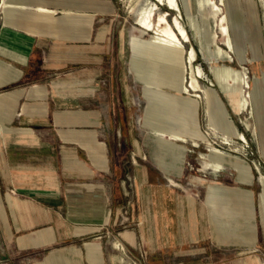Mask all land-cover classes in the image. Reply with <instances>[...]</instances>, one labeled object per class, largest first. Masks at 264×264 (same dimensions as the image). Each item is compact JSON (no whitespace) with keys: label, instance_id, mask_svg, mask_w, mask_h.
Returning a JSON list of instances; mask_svg holds the SVG:
<instances>
[{"label":"crops","instance_id":"0c3cea01","mask_svg":"<svg viewBox=\"0 0 264 264\" xmlns=\"http://www.w3.org/2000/svg\"><path fill=\"white\" fill-rule=\"evenodd\" d=\"M48 1L20 0L22 8L0 13V87L12 84L0 91L11 97L0 107L10 118L5 130L13 128L0 130V254L6 261L0 264H262L256 254L226 255L233 243L225 236L213 249L203 206L165 185L157 172L137 186L130 218L139 227L118 230L124 199L115 177L121 166L102 135L111 99H104L108 89L101 84L114 3ZM41 9L54 14L61 9L67 20ZM153 134L163 150L159 165L166 172L175 169L176 143L161 137L164 132ZM167 151L173 163L165 161ZM225 193L209 187L208 204L215 208ZM244 204L252 217V200ZM104 230L112 235L118 230L117 241ZM249 231L245 240L253 239ZM138 234L146 244L145 259L137 250ZM195 249L206 255L195 258L190 252ZM183 252L187 256L179 259ZM217 253L224 256L215 258Z\"/></svg>","mask_w":264,"mask_h":264},{"label":"rangeland","instance_id":"374dc122","mask_svg":"<svg viewBox=\"0 0 264 264\" xmlns=\"http://www.w3.org/2000/svg\"><path fill=\"white\" fill-rule=\"evenodd\" d=\"M111 1L115 8L114 25L106 59L101 63V84L108 89L103 97L105 96L106 101H111L105 104L109 120L102 135L111 141L112 155L121 166V173L115 177L124 199L118 230L139 227L140 222L130 218L131 208L138 198L137 186L141 180L148 179L157 172L155 174H158L165 185L178 189L203 206L212 232L213 249L217 248V244L220 246L216 241L225 236L226 243H233L232 254L228 252L226 255H236L238 252H242V256L256 254L264 264V97H259L257 105L254 104L253 98L255 89L258 93L264 92V0H224L225 4L220 6L221 11L215 17L210 14V5L203 4L206 0H176L181 11L180 19L188 34V41L183 43V61L187 67L184 68L183 84L188 86L192 81L191 76L195 77L197 91H190V94L196 93L200 96L194 97L197 104L195 115L183 106L184 101L193 97L177 91L172 86L174 81L163 70L164 64L153 57V60L149 56L141 57L142 65L144 63L145 70L151 69L149 73L155 81L153 98L163 97L167 100L162 104L161 110L171 116L168 125L175 133L171 138L161 136L176 143L179 156L175 163L176 168L168 172L159 165L163 150L143 119L146 105L152 107L156 100L144 96L143 84L131 70V34L133 28L138 26V18L151 7L153 23L156 22L158 14L163 12H167V19L171 22L177 12L166 6V0L157 6L155 0ZM211 1L215 4L221 3L220 0ZM48 3L52 4V1L49 0ZM60 10L58 9L57 13H60ZM235 11L240 13L243 21L236 26L230 23ZM203 13L207 14L206 20ZM56 14L52 15L54 19L60 22L67 20L65 15ZM223 14L227 15L229 36L234 48L230 54L224 53L225 45L221 41L222 35L217 26ZM79 17L74 16L76 19ZM2 20L3 16L0 14V27ZM150 35L152 32L140 36L139 40H148ZM191 48L196 53L192 66L187 62V52ZM149 61L154 63L146 64ZM226 66L240 70L243 76L247 77L244 79L241 93V97L247 100L244 109H240L226 93L219 91L221 83L218 79L216 81L212 71L214 68ZM245 85L249 87L245 88ZM10 87L12 84L0 87V91ZM208 90L215 91L216 95H208ZM10 98L9 95L0 93L2 105L11 101ZM170 101L175 103L173 107H169ZM222 105L232 123L227 119ZM5 110L0 107V118L9 120ZM12 130L11 127L2 131ZM133 138L143 158L140 153L136 154ZM165 161L173 163L171 151L165 152ZM168 177L191 193L172 185ZM213 185L224 188L226 192L216 200L215 208L207 202L209 187ZM250 200L253 216L248 218L244 203ZM250 229L253 239L245 240L244 238L251 234ZM118 230L113 234L116 237ZM104 231L107 239L113 240L112 233ZM144 244V239L138 234L137 250L139 256L145 259L147 253ZM190 252H193L195 258L206 255L199 253L197 249ZM178 256L179 259H184L183 256H187V253H179ZM214 256L217 258L224 254L217 253ZM4 262L5 258L0 254V263Z\"/></svg>","mask_w":264,"mask_h":264},{"label":"bare ground","instance_id":"6f19581e","mask_svg":"<svg viewBox=\"0 0 264 264\" xmlns=\"http://www.w3.org/2000/svg\"><path fill=\"white\" fill-rule=\"evenodd\" d=\"M163 2L164 0H155V5H162ZM220 2V4H215L211 0H206L203 1V4L210 5V14L212 15V17H215L221 11L220 6L225 4L224 0H220ZM22 6L23 5L20 0L1 1V8L5 15L11 13L12 10L16 8H22ZM166 6L170 10L177 12V15L173 17L171 22H169L167 19V12H163L158 14L156 22L153 23L151 21V12L153 10V7H151L149 11L143 13L138 18L137 24L139 27H134L131 34V46L133 49V54L130 60V67L136 79L143 84L144 96L150 100H156V103H153L152 107L149 106L145 112V115L143 117L145 125L156 135H159V132H164L166 134V138H169L175 134L172 127L168 125V123H170L169 121H171V116L163 113L161 110L162 104L166 103L167 100L163 97L161 99L153 98L152 94L154 92L153 87L155 81L151 78V75L149 73L151 69L145 70L144 63L142 65L143 60H140L141 57L149 56L151 60L155 58L156 61L162 62L164 64L163 70L166 71L169 74L171 80L174 81L172 82V86H174L177 91L190 94V91H197V86L194 83L195 77L192 76V81L188 86L183 84L184 68L187 69L186 62L183 61V54L185 53L183 43L188 41V34L184 24L180 19L181 11L179 5L176 0H166ZM41 11L48 14H54V11L51 10L41 9ZM203 18L206 20L207 14L203 13ZM5 22L9 23V20H6ZM242 22L243 21L242 17L240 16V13L235 11L232 14V19L230 23L236 26ZM217 26L222 35L221 41L223 45H225L224 53L230 54L229 52L234 51V48L229 36V24L226 14L222 15ZM149 32H152V35H150V39L145 41L139 40L140 36L146 35ZM187 56V62L188 64H190V66H192V62L195 60L196 56V53L193 48H191L190 51L187 52ZM223 58L227 59L225 57ZM152 62L153 61H149L146 62V64H151ZM212 72L216 76V81L218 79V81H220L221 83L220 87L218 86L220 89L219 91L226 93L228 97L239 106L240 109H244L247 106V100L241 97V93L244 79L246 80L247 77H244L240 70L235 69L231 66H226L217 69L214 68ZM248 87V85H245V88ZM207 94L216 95L215 91L211 90H208ZM188 96L193 97V99L191 98L184 101L183 106L186 108V110L190 111L192 115H195L197 104L196 99H194V97L199 98L200 96L196 93L190 94ZM259 97H264V92L258 93L255 89L253 94L255 105L258 104ZM171 105L173 107L175 103L170 101L169 107H171ZM7 128H10L8 120L1 117L0 130H5ZM159 139L162 143H164V139ZM162 146L169 147L168 145H165V143L162 144ZM168 180L174 186H181L172 178H168Z\"/></svg>","mask_w":264,"mask_h":264}]
</instances>
